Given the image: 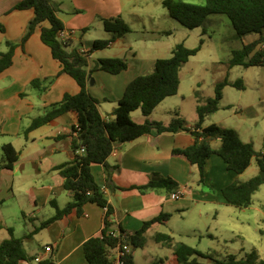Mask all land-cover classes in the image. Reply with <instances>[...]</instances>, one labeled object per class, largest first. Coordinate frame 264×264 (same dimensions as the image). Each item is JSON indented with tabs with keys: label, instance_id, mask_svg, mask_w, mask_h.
I'll list each match as a JSON object with an SVG mask.
<instances>
[{
	"label": "crops",
	"instance_id": "obj_1",
	"mask_svg": "<svg viewBox=\"0 0 264 264\" xmlns=\"http://www.w3.org/2000/svg\"><path fill=\"white\" fill-rule=\"evenodd\" d=\"M20 1L0 0V51L8 50V41L17 43L12 65L0 74V191L2 188L6 191L5 197L0 195V207L4 209V213L0 215V229L8 231V228H12L16 236L32 232L42 221L52 217L57 207H65L72 199V193L64 188V178L54 168L74 156L71 148V128L77 124L76 114L66 112L28 134L26 130L34 118L40 116L51 104L59 102L65 93L77 94L81 90L73 77L61 73V63L54 59L50 47L42 41L41 27H37L26 42L21 43L35 12L33 9H14ZM59 1V17L65 28L76 29L68 50L87 49L91 55L88 60L89 67H93L99 58L105 57H122L128 61L129 67L122 73L113 75L105 71H95L92 75L94 82L89 81V90L100 100L101 114L105 118H112L111 113L123 97L127 85L147 69L153 70L155 61L162 57L149 58L143 49L158 48L163 42H151L146 36L132 42L127 33L105 49L92 50V46L96 39H109L113 36L104 27L106 18L121 15L127 22L139 20L143 21L144 27L146 23L155 26L157 15L152 0ZM159 1L163 5V0ZM153 32L170 34L162 29H155ZM257 38L258 35L252 41ZM150 43L151 46H148ZM109 49H114V53ZM121 52L125 54L122 55ZM54 76L56 78L48 88L43 89L45 83L40 87H33L31 84L33 80ZM143 117L136 115L133 119L142 123L146 119L144 115ZM168 122L170 121L165 123ZM207 125L209 124L203 123V126ZM7 143H11L19 154L18 160L10 169L3 167L6 159L2 146ZM193 143L194 136L190 132L181 131L152 132L122 144L107 160L111 166L116 167L113 184L118 188L107 186L105 165L92 166L97 182L104 188L103 192L114 209L111 218L114 223L113 230L119 231L123 228L133 232L140 229L145 221L163 213L171 214L169 220L156 222L148 229V243L150 234L154 238L157 233L173 236L177 232H183L186 227L183 220L187 218L193 205L206 202L228 204L222 189L230 183L246 181L243 175L250 167L241 174L236 173L227 168L221 156L213 154L207 160L205 181L202 183L197 166L186 157L173 154L174 148H184ZM219 146V141L213 142L214 148ZM155 175L173 178L179 183V189L184 195L175 200L165 189L152 188L142 192L136 187L146 184ZM105 211V207L90 202L84 205L82 215L73 211L53 222L41 230L46 244L34 256L41 255L44 260L55 255V264H88L83 245L87 239L103 229ZM198 212L199 216L204 215L203 209L200 208ZM10 214L15 215V224L23 232L25 230V233L18 235L16 227L9 219ZM206 215L209 216V212ZM181 219L183 220L179 223ZM173 220L179 225H174ZM181 243L184 242L176 243L174 240L172 248L158 243L157 245L168 249V252L163 251L161 255L158 249L149 254L147 259H143L144 254H140L139 249L145 251L146 244L145 247L134 250L135 262L179 264L174 249ZM48 245L52 247L50 252L45 250Z\"/></svg>",
	"mask_w": 264,
	"mask_h": 264
},
{
	"label": "trees",
	"instance_id": "obj_2",
	"mask_svg": "<svg viewBox=\"0 0 264 264\" xmlns=\"http://www.w3.org/2000/svg\"><path fill=\"white\" fill-rule=\"evenodd\" d=\"M163 6L170 17L190 29L204 26L211 14L227 15L237 36L242 38L248 34L258 35L256 40L233 51L228 62L229 66H264V0H206L205 4L163 0ZM14 9H33L35 12L21 43L26 42L37 27H41L42 41L50 47L54 59L61 63V73L73 77L81 90L77 94L65 93L59 102L51 104L40 116L34 118L26 130L28 134L66 112L76 114L78 127L75 124L71 128V148L74 156L54 168L64 178V188L72 193V199L65 207H57L52 217L42 221L30 233L16 236L13 229L8 228L10 236L0 242V264L23 262L32 264L36 256L30 255L26 250V240L33 238L41 230L73 211L82 215L84 205L90 202L105 207L106 211L101 232L84 242L83 250L88 264H114L113 252L117 248H122L124 244L133 246L132 252L125 256L124 264H136L134 250L145 247L148 229L156 222L169 220L171 214L163 213L145 221L140 229L133 232L120 228L119 235L114 236L110 231L114 225L111 220L114 209L97 182L92 166L105 165L107 186L118 188L113 184V172L116 167L111 166L107 160L119 146L145 134L190 132L194 136V143L184 148H174L173 154L182 155L196 165L202 183L205 181L207 160L213 154L221 156L227 168L236 173L245 172L251 166L253 159H256L260 170L264 171V153L257 151L252 142H245L235 129L219 123L203 126L206 118L219 110L224 87L232 85L243 89L244 84L241 79L232 82L226 78L219 82L215 95L198 106L199 120L192 125L188 124L177 111H175L176 117L168 123L149 118L161 102L178 93L181 70L190 57L201 50L204 40H201L196 48H189L184 43L177 44L169 57L158 58L155 61L151 72L136 76L127 85L123 97L112 111V118L108 119L101 114L100 100L89 90V81L95 71H105L113 75L122 73L128 69V61L122 57H105L99 58L93 67H89L88 59L78 49L68 50L70 42L64 44L59 38V32L65 28L59 17L61 12L59 0H21ZM104 27L112 32L113 36L109 39H96L92 50L105 49L117 38L131 32V28L121 15L104 19ZM7 46V51H0V74L12 65L17 43L8 41ZM55 78L56 76L33 80L31 84L33 87H40L45 83L43 88L45 89ZM137 109H141L146 117L142 123L132 119L131 113ZM214 141L220 142L218 148L213 147ZM82 147L85 148L83 153L80 152ZM2 150L6 159L3 167L10 169L18 160L19 154L11 143L4 144ZM263 183L262 175L258 174L246 181L228 184L222 189V194L229 205L245 208L251 205L253 194ZM136 187L142 192L152 188H162L172 193L178 190L180 185L171 177L155 175L146 184ZM154 239L164 247L174 246L175 238L170 234L157 233ZM174 253L179 264L197 263L193 258L194 255L209 257L213 260V264H264V259L257 250L248 252L241 258L232 254L223 261L213 258L210 254H203L186 243L177 246ZM55 263V255L38 262V264Z\"/></svg>",
	"mask_w": 264,
	"mask_h": 264
},
{
	"label": "rangeland",
	"instance_id": "obj_3",
	"mask_svg": "<svg viewBox=\"0 0 264 264\" xmlns=\"http://www.w3.org/2000/svg\"><path fill=\"white\" fill-rule=\"evenodd\" d=\"M183 1L197 4L206 2V0ZM152 4L157 15L155 26L146 23L144 27L143 21L139 20L126 21L131 28V32L128 33L130 41L134 42L146 36L151 42L153 40L155 43L163 42L160 48L143 49L149 58L169 57L171 49L179 43H184L189 48L198 47L201 40H204V43L201 50L191 56L182 68L178 93L167 97L158 108L156 107L157 109L155 108L149 118L167 122L176 117L175 111H177L188 123H196L199 120L198 106L215 95L219 82L226 78L232 82L241 79L244 88L226 85L219 110L209 115L204 123H220L225 127L233 128L245 142H252L257 151L264 153V66L230 67L228 64L233 51L252 41L257 34H248L242 38L237 36L231 20L225 14H211L204 26L190 29L170 17L159 0H152ZM155 29H162L170 34L154 33ZM148 46H151V43ZM109 51L114 53V49ZM121 53L125 54V52ZM151 70L147 69L142 73L146 74ZM136 115L144 118L141 109L131 113L132 119ZM261 173L256 159H253L243 179L248 180ZM1 190L0 195L5 197L6 191L3 188ZM200 208L204 211L203 216H199ZM206 212H209V216ZM3 213L4 209L0 207V215ZM14 217L13 214L9 215L18 235H22L25 230L24 232L20 230V226L13 220ZM182 220H179V223ZM183 221L186 225L183 232L173 234L176 243L184 242L220 261L228 259L232 254L241 258L253 250H257L264 259V183L255 191L252 203L248 207L238 208L216 202L199 203L192 206ZM172 223L175 225L176 221L173 220ZM42 234L43 231L26 241L25 247L30 255H34L45 246L46 240ZM8 236L7 229H0V242ZM157 244L153 235H148L145 251L139 249V253L144 254L143 259H147L149 254L155 253L158 249L161 255L163 251L168 252V249ZM193 258L197 263L191 264L214 263L209 257L194 255ZM33 264L38 263L34 261Z\"/></svg>",
	"mask_w": 264,
	"mask_h": 264
},
{
	"label": "built area",
	"instance_id": "obj_4",
	"mask_svg": "<svg viewBox=\"0 0 264 264\" xmlns=\"http://www.w3.org/2000/svg\"><path fill=\"white\" fill-rule=\"evenodd\" d=\"M76 33V29L73 28H64L63 30H61L59 32V38L62 40V42L64 44H69L71 38L73 37V35ZM79 52L86 57L88 60L90 59L91 55L89 53V51L85 48H80ZM76 127H78V124H76ZM76 134V133H75ZM116 150V149H115ZM115 150L113 152H115ZM80 152L83 153L85 152V148L82 147L80 149ZM102 190H104V188H102ZM183 191L178 189L174 192L171 193V198L172 199H180L183 196ZM112 218V216H111ZM111 233L114 236H118L119 235V231H115L113 229L110 230ZM46 252H50L52 250V247L50 245L46 246ZM133 250V246L131 244H124L122 248H117L114 252H113V259H114V264H124V258L127 254L131 253ZM43 258L41 255L36 256L35 261L36 262H40L42 261Z\"/></svg>",
	"mask_w": 264,
	"mask_h": 264
},
{
	"label": "water",
	"instance_id": "obj_5",
	"mask_svg": "<svg viewBox=\"0 0 264 264\" xmlns=\"http://www.w3.org/2000/svg\"><path fill=\"white\" fill-rule=\"evenodd\" d=\"M93 82H94V79L92 78V79H91V83H93ZM261 175H262V177H263V179H264V171H262Z\"/></svg>",
	"mask_w": 264,
	"mask_h": 264
}]
</instances>
